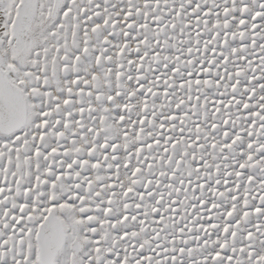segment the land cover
<instances>
[{
	"label": "snow or ice",
	"instance_id": "1",
	"mask_svg": "<svg viewBox=\"0 0 264 264\" xmlns=\"http://www.w3.org/2000/svg\"><path fill=\"white\" fill-rule=\"evenodd\" d=\"M0 264H264V0H0Z\"/></svg>",
	"mask_w": 264,
	"mask_h": 264
}]
</instances>
